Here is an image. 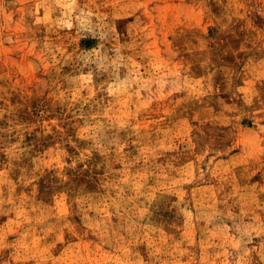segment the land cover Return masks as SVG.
Returning <instances> with one entry per match:
<instances>
[{
  "label": "rangeland",
  "instance_id": "374dc122",
  "mask_svg": "<svg viewBox=\"0 0 264 264\" xmlns=\"http://www.w3.org/2000/svg\"><path fill=\"white\" fill-rule=\"evenodd\" d=\"M0 264H264V0H0Z\"/></svg>",
  "mask_w": 264,
  "mask_h": 264
}]
</instances>
